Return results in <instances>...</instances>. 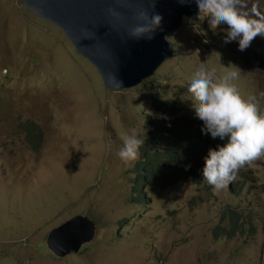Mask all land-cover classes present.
<instances>
[{
  "label": "rangeland",
  "instance_id": "374dc122",
  "mask_svg": "<svg viewBox=\"0 0 264 264\" xmlns=\"http://www.w3.org/2000/svg\"><path fill=\"white\" fill-rule=\"evenodd\" d=\"M250 3L264 11V0ZM226 28L210 30L203 14L184 18L166 34L174 54L140 84L112 91L59 27L21 0H0V264H264V163L239 169H247L239 191L237 176L221 192L191 178L158 189L145 185L148 166L136 180L140 149L127 164L118 155L131 129L143 139L147 119L163 115L153 98L198 118L185 97L200 68L239 71L232 83L264 108V75L247 67L236 41L224 43ZM25 119L42 129L37 151ZM144 185V199L131 202ZM80 213L95 221L93 239L51 254L48 232ZM231 218L244 232L217 238Z\"/></svg>",
  "mask_w": 264,
  "mask_h": 264
},
{
  "label": "clouds",
  "instance_id": "9594fccd",
  "mask_svg": "<svg viewBox=\"0 0 264 264\" xmlns=\"http://www.w3.org/2000/svg\"><path fill=\"white\" fill-rule=\"evenodd\" d=\"M190 2H194L198 8V13L195 15L203 14L206 17L210 30L215 31L218 26L226 25L227 28L223 29L225 32L224 43L227 44L236 41L238 43V50L241 51L247 67L253 72L264 75V71L252 69L249 66L248 60L244 54V51L250 48L251 44L256 43L258 38L264 40V11L260 9L258 4L250 3V0H180V3ZM148 3L149 7H155V0H148ZM26 7L28 6L26 5ZM28 8L33 11L30 7ZM108 12L110 15H114L117 18L122 16V13L112 8H109ZM134 19L136 23L128 29V37L132 39L151 40L155 31L161 25L162 16L159 14H150L149 8H142L135 11ZM182 24L183 21L181 25ZM169 43L171 44V42ZM171 47L173 50L172 56L174 54L172 44ZM171 56L165 60L169 59ZM165 60H163L156 69ZM90 63L100 74L97 67L92 62ZM233 67L236 66L233 65ZM152 74L141 79L136 84L122 87H108L105 85L101 74L100 78L105 87L114 89L112 91H119V89H127L140 84ZM238 77L239 71H226L219 77L216 76L215 70L207 71L204 68H200L195 72L191 83L187 87L185 98L191 100L192 108L198 118L191 117L188 114L186 117L174 116L178 109L175 102L168 99H152L154 108L161 111L163 115L154 120L147 119L145 122L143 139L139 137L136 129H131V134L125 135L122 138L123 146L118 153L120 159L127 164L138 160L141 152L142 159L138 160L132 168L136 173V180L138 178V171L148 166L150 169L146 177L145 185H150L158 189L173 185L177 183L180 178H191V181L194 183H203L206 181L209 185L213 186L216 192H221L226 191L223 189L226 188L236 176L238 181L240 177L242 178L238 191L242 189L245 178L247 177L245 175L247 169H239L245 164L254 165L256 163H264V158L262 157L264 156V108L259 107L254 95H249L247 99L241 96L236 85L232 83L237 80ZM155 101H158L163 108L155 106ZM167 102H170L173 106L172 113L165 110ZM167 115H169V117H167ZM174 117L191 120L193 129L200 141V153L195 161L196 175L195 178L190 175L186 177L181 176L173 182L160 185L158 180H153L154 177L151 172L152 163H147V161L152 157L154 151L158 153H167L169 150H174L175 147L169 146L159 139L153 140L149 133V126L160 119L169 120ZM168 156L169 154H167L166 158L162 161L164 168L170 169L175 165H179L178 162L168 159ZM156 171L160 177L161 171L158 168H156ZM145 185L137 189L134 188L135 196L130 199L131 202H141L144 199L142 189Z\"/></svg>",
  "mask_w": 264,
  "mask_h": 264
},
{
  "label": "water",
  "instance_id": "95a60500",
  "mask_svg": "<svg viewBox=\"0 0 264 264\" xmlns=\"http://www.w3.org/2000/svg\"><path fill=\"white\" fill-rule=\"evenodd\" d=\"M38 16L59 27L76 51L92 62L108 87L130 86L153 73L173 50L166 33L181 26L184 17L198 13L194 2L180 0H22ZM122 13L120 18L108 9ZM149 8L162 16L151 40L132 39L128 29L136 23L135 11ZM252 69L264 71V40L257 39L244 51ZM119 82V83H117ZM96 223L85 214H76L52 228L45 239L51 254L64 257L75 253L95 235Z\"/></svg>",
  "mask_w": 264,
  "mask_h": 264
},
{
  "label": "trees",
  "instance_id": "16d2710c",
  "mask_svg": "<svg viewBox=\"0 0 264 264\" xmlns=\"http://www.w3.org/2000/svg\"><path fill=\"white\" fill-rule=\"evenodd\" d=\"M165 110L169 113L173 112V106L170 102L166 103ZM155 106L163 108L158 101H155ZM18 123L26 133L27 143L33 151H37L41 139L42 130L39 124L33 120H19ZM150 135L155 139H159L169 146H174V150H169L167 153L153 152L152 157L148 159V162L152 163V174L154 181L158 180L160 185L173 182L181 176L186 177L188 175L195 178V161L200 153V141L193 129L191 120H186L181 117L170 118L169 120L160 119L150 126ZM172 159L179 163L172 168H164L162 165L163 159ZM179 158V160H178ZM190 162V163H189ZM156 168L161 171L160 177L157 174ZM229 224L220 225L214 229L216 237L229 238L236 234L244 232L245 227L243 224H239L237 219H232ZM251 232L255 231L254 225L250 226Z\"/></svg>",
  "mask_w": 264,
  "mask_h": 264
}]
</instances>
